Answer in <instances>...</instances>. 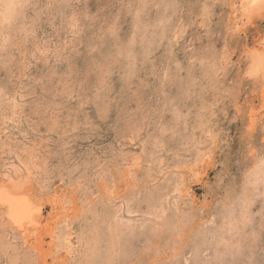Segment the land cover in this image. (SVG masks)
Returning <instances> with one entry per match:
<instances>
[{"label":"rangeland","instance_id":"1","mask_svg":"<svg viewBox=\"0 0 264 264\" xmlns=\"http://www.w3.org/2000/svg\"><path fill=\"white\" fill-rule=\"evenodd\" d=\"M36 1L37 0H34L33 5H29L28 11L26 10L27 12H25L29 31L27 30L26 33L24 32V34L20 33L21 35H17L12 42V46H9L7 54H4L3 58L0 55V60H4L3 62L5 63L7 62L4 66L3 62L0 61V81L1 83H5L4 86L7 88V92L9 91L8 94L10 96L12 94L16 96L18 101L20 100V105L16 110L12 109V107L9 109L10 106H8L10 111H8L5 124L0 123V128L2 129V131L0 129V144L4 141H11L10 144L16 147L19 140L25 145H32L33 147H30L31 149H34L36 146L40 151L43 149V156L44 159H46V163L43 166V171L46 170L44 174L46 180L44 182L50 180L53 190L58 188L62 189L64 187L69 190H78L80 192L78 193L77 191L79 194L78 196L81 197V201L85 199V202L87 199H93L95 197L93 205H97L99 209H101L100 205H103V201L107 204L105 207L111 208L112 210L115 209L112 208L114 203H117L115 204L117 206L122 204L123 206H121L122 208L120 211L121 216L123 214L124 218L129 217L136 220V223L144 220L145 217L148 218L147 221L155 219L153 216L155 213H153V215H146V204L142 202L144 193L136 192L138 191L137 187V190H135L136 188L134 189V187L128 186L129 183L127 184L126 181L124 182V180L121 181V179H119L118 181L116 180L118 184L117 189L121 195L120 197L123 198V202L121 200L113 201L109 199V196L104 191L105 189L101 187L102 185L99 186L104 178L110 179L116 174L118 171V169L115 168L117 162L119 163L117 164L118 167L124 166L125 162L126 164L129 162L124 161L121 155L133 157L135 154H141L140 152H142L143 147H145L147 154L144 160L147 159V161L143 165L144 168L142 170L144 173L141 172L142 176L140 181L145 178L144 174L146 175L148 172L151 173V170V175L156 180L157 178L155 177L158 175L157 166H152L150 170L147 168V162L151 159V152L153 150L154 152L155 150L158 152L157 156H161L160 158L166 157L164 161V164L166 163L165 168L168 169V174H171L175 170H179L176 169V163H179V161H186V163L192 165L198 148L202 150L206 146H211L215 151V160L213 164H210L211 168L207 170L208 176H206V179L204 178L202 182H197L195 177H191L190 185L193 188V192L199 198L198 204L194 205V207L201 205V202L207 199L211 203L210 208H212V211L218 212L217 208H220L221 201L223 200L222 198H224L225 194L229 191L227 189L228 186L231 188L233 187V191L237 192L241 189V185L245 184V178L250 175L248 171L252 167V162L250 163V161L253 160V156L250 153L254 152L257 153V155H264V130H262L261 126H258L255 132L249 130V107L251 104L257 106L260 103L259 91L257 92L255 86H252L253 84L251 83L249 84L246 78L242 79L238 77L239 72L238 69H236L238 68V66H236L238 62L244 64V58L241 59V56L243 55V47L245 44L248 43L250 47H252L253 39L256 38L259 33L264 34V32L261 31V28H264V18H254L253 24L242 27L243 29L247 28L248 38L246 41V39L239 36L237 33L233 35L231 26L227 24L229 23V5H223L225 2L223 3L222 0H176L179 4L177 8L173 7L171 9L173 13L177 12L172 17L173 21L171 25L177 28V31H179L178 33H180L177 45L173 42L172 44L174 47H168L167 45L171 46V43L161 40V36L158 33L160 31L158 29L159 25L155 24L156 28H152L153 25L150 24L151 22H148V28L146 30L143 29V32L142 29L139 30V34L141 33L140 40L134 47L137 59L130 62L131 66L123 61H120V63L117 61V63L114 64L109 63V65L107 62L111 59L108 57L104 59L105 55L103 52H108L109 47H111V44L114 42L112 41L113 36H111L110 27L115 25L114 28L117 29L116 33H119L121 38L124 37L121 40L123 44L127 42V38L131 36L130 28L134 25L132 24L131 12H127L130 9V0H60L59 3L53 2L52 0L50 1V5L48 0L47 2L46 0ZM205 5L209 6V9H206ZM212 5H214V7ZM36 9L37 12L35 11ZM209 11L211 12L209 13ZM86 15L88 16L86 17ZM177 15L181 19H179ZM67 16H69V18ZM114 16L118 21L116 18L114 19ZM149 18L151 19V16L146 19L149 21ZM79 19L90 23H85L80 30H77V28L74 27V21ZM21 21L22 20H18L14 26L17 28L22 27ZM225 25H227V27L229 26V28ZM19 30L20 29L17 30L18 33L20 32ZM83 30L85 32H82ZM229 31L230 34L227 33ZM147 32H151L153 35V37L150 35L149 40L147 36H149L150 33L148 34ZM106 35L109 37H106ZM172 35L173 34H170V36ZM142 36L144 37L142 38ZM151 37L153 40H151ZM102 40L106 41V44ZM107 41L110 43L107 44ZM193 41H195V44ZM149 43L151 44L149 49L152 47L150 50L148 49L150 54L148 52L147 55H143L141 50L145 49V47H140V44L146 46ZM225 44L229 47V52L232 53L231 56V53L229 54L230 58L233 59V62L228 65L227 72L220 73V71L217 78L212 76L215 78L214 81L209 75L203 73L204 76L201 75V63L197 60L194 62L197 79L195 82L193 81L194 84L189 85L190 88H188L187 78H189V76L187 71L190 70L192 72V65H189L187 58L192 55V52L195 54V52L201 50L205 52L208 51L209 48H213L215 54H217L216 56H221L222 62L224 57L228 55L224 52ZM192 45L194 47H192ZM46 46L47 48L49 47V49L46 51L47 54L44 55L43 53ZM93 47H95L96 50ZM169 49L172 50L173 54L166 53ZM96 55L97 57H95ZM105 60H107V62ZM223 62L222 65L224 64ZM130 69H132V73L134 72V76L131 74L132 78L128 75L129 71H126ZM129 79L131 81H129ZM75 85L78 91H76V93L73 94L74 97L71 98V95L66 94L64 89L69 86L74 87ZM185 87L187 89H185ZM252 100L254 103H252ZM149 104L152 106L150 107ZM166 104L168 106H166ZM4 106L7 107L6 104H4ZM154 106L157 107L155 108ZM164 110L166 111L164 112ZM163 114L165 116H163ZM159 117L163 119L160 122ZM57 118H59L58 122ZM209 127H211L210 130ZM163 128L165 130L164 135H162L164 140L162 141L165 145L164 148L158 143L159 141L156 142L154 137L157 135L156 133H159ZM4 129L7 131L5 132ZM206 129L213 131L212 133H214V135H218L216 143L212 144L209 138L210 134H208ZM133 137L136 141L132 140ZM14 147L8 146L6 149L9 150V148H13V150H15ZM4 157L6 158V156ZM5 158H3V160ZM174 158L178 160L175 161ZM114 161L116 164L113 163ZM107 167L109 168L107 169ZM110 167H113V170H111ZM102 171L106 172V177L101 180L99 174ZM155 174L157 175L155 176ZM185 174L189 176L190 172L188 173V171H186ZM84 181L86 182L84 183ZM78 185L82 187V189ZM86 185L87 187H83ZM140 186H142V184ZM131 188H133L134 191ZM97 189H101V192ZM90 193L96 196L94 195L91 197ZM134 193L136 194L135 198ZM205 197L207 198L205 199ZM104 198H106V200ZM132 198L134 199L132 200ZM135 200L137 201L135 202ZM263 206L264 202L262 198H259V200L257 199V205L253 207L255 209L254 214H256L254 215V222L258 236L252 234L253 232H251L252 230L250 231V229L247 231L249 235L247 234L248 237L245 245L247 243L249 244L245 246L248 249L244 250L249 251L246 253H254V255L252 254L253 258L252 260L243 258V260L239 261L240 264H254V261L255 264H260L261 261H264V224H262L263 220L261 214L258 212V210H262L261 207ZM132 207L136 209L139 208L140 210L137 211L139 213L143 212L140 214L136 212L129 216ZM181 207H183V205ZM184 208V211H186L188 206H184ZM262 211L264 212V207ZM44 212L45 215H47L50 212V207L46 206ZM208 216V212L204 214V217ZM89 218L88 214H80L79 219L74 224L77 232L81 231L80 229L82 228L84 229ZM4 219H6V224H0V235L3 232L7 235L9 231L12 236H15V232L9 227L11 224L9 223V216H5ZM220 219V217H217V224L221 222ZM153 222L159 223L158 220ZM0 223H2V221H0ZM152 224L153 223H148L147 227L150 229ZM260 225L262 227H260ZM10 229L12 231H10ZM136 232L135 235L133 233V239L131 237L133 241L129 239V241L126 242L132 248V258H130V260L138 261L139 259V264H175L176 258L171 256V252L169 251L170 246L166 244L170 237L168 233L167 237L164 236L165 238L163 237L159 240L157 236L155 238L152 237L150 231H147V233L140 230ZM143 232L146 235H144ZM147 236L148 238L150 236L154 238L153 241L151 240L154 244H159L160 242L164 243L156 245L158 248L157 250L154 249L156 251H154V255L156 256L154 258L155 260L153 259L154 261L150 260V257H148L149 254L146 252V243L144 242ZM10 240L13 241L12 239ZM255 244L258 247L255 246ZM249 249L252 250L250 251ZM19 252H21L22 255L27 253L24 249L19 250ZM208 253L210 254V252ZM208 253L206 255H209ZM180 254L182 255L183 253ZM22 255L21 260L23 261L25 257ZM137 255L139 256L137 257ZM166 258H169V260ZM181 258L182 257H180V259ZM228 259L231 260V258ZM146 260L148 262H146ZM0 263L9 264L10 262L7 260L6 256H4L2 259L0 258ZM136 264L138 263L136 262Z\"/></svg>","mask_w":264,"mask_h":264},{"label":"bare ground","instance_id":"2","mask_svg":"<svg viewBox=\"0 0 264 264\" xmlns=\"http://www.w3.org/2000/svg\"><path fill=\"white\" fill-rule=\"evenodd\" d=\"M50 1H52V0H48L49 5H50ZM59 1L60 0H57V1L53 0V2H58V3H59ZM130 1H131L130 2L131 3L130 4L131 10L129 9L127 12H129V11L131 12L130 14H131V19H132V24L134 25V26H132V28H130L131 34L130 33L129 34L131 36L128 37L127 42L124 41L125 43L123 44V43H121V40L124 37L121 38V35L119 33H116L117 29L114 28L115 25L113 27H110L111 34H112L111 36H113L112 41H114V42H113V44H111V47H109L108 52H103V50H102V52L105 55L104 59L106 57L111 59L109 62H107V60H105L108 64L109 63L114 64V63H117V61H118V63H120V61H123L127 65L131 66L130 62H133L134 59L135 60L137 59L136 58L137 54H136V52H134L135 51L134 47H135V44L140 40L139 38H140L141 33L139 34V30L142 29V32L144 30H146L148 28V24H147L148 22H151L150 24L153 25L152 28L155 27V24L159 25L158 29L160 31L158 33L161 36V40L169 41L171 43V46L167 45L168 47H170V48L174 47V45L172 44L173 42H175L174 44H176V45L178 43V40H179L178 36L180 33H178L179 31H177V28H174L171 25V23L173 21L172 17L175 15V13H177V12L173 13V11H171V9L173 7L177 8V5L179 4V3H177L176 0H130ZM222 1H223V3L225 2L223 5H226V4L229 5V9H230L229 19H228L229 23H227V24H229V26H231V28L233 30L232 31L233 35H235L234 33H237L239 36H242L247 41V38H248L247 28L243 29L242 27L243 26L245 27L248 24H253L254 18H259V17L264 18V3L258 2L256 4V6L253 8L252 7L253 0H222ZM33 2H34V0H28V5H27L26 10L29 9L28 8L29 5H33ZM46 2H47V0H46ZM211 3H213V2H211ZM37 6H38V4H37ZM212 6L214 7V5H212ZM205 7H206V9H209V6L205 5ZM26 10H25V12L28 11V10L27 11ZM35 11L37 12V9ZM25 12L22 15V17L19 19V20H22L21 21L22 27L17 28L16 26H14L15 28L13 27V29L9 32V34H8L9 35V42L6 45V47L2 51H0V55L2 56V58L4 57V54H7L9 46H12V42L14 41V38L17 35H19L20 33H22V34H24V32L26 33V31L29 29L28 25H27L28 22L26 21L27 15ZM210 12L211 11H209V13ZM83 14H84V12H83ZM83 14H82V16H83ZM204 15H206V14H204ZM87 16L88 15H86V17ZM150 16H151V19L149 18V21H148L146 18H148ZM67 17L69 18V16H67ZM115 18L116 17L114 16V19ZM178 18L181 19L179 16H178ZM81 19H79L80 22L82 21ZM79 20L74 21L75 22L74 27H76L77 30L78 29L80 30V28L83 27V25H85V23L87 24V22H88V21L87 22L82 21L80 23ZM83 20H85V19H83ZM116 20H117V18H116ZM176 20H177V18H176ZM93 21H94V19H93ZM182 21H184V20H182ZM225 22H227V21H225ZM88 23H90V22H88ZM29 24H30V22H29ZM225 26L227 27V25H225ZM229 26L227 28H229ZM180 27H182V26H180ZM18 29H20L19 33L17 32ZM130 29H129V31H130ZM256 31H257V29H256ZM82 32H85V31L83 30ZM186 32H184V33H186ZM147 33L148 34L150 33L149 36H147V39L149 40L150 35H152V33L151 32H147ZM169 33L173 34V35L170 36ZM184 33H183V35H184ZM227 33L230 34V31ZM229 34H227V35H229ZM96 37H97V35H96ZM106 37H109V36L106 35ZM143 37L144 36H142V38ZM152 37H153V35H152ZM262 39H264V34L259 33V35L253 39V41H252L253 46L252 47H250V45L248 43H246L245 46L243 47V55L241 56V59L244 58V64L241 62H238V64L236 65V66H238V68H236V69H238V72H239L238 77H241L242 79L246 78L247 81H249V84L250 83L253 84L252 86H255V90L257 92L259 91L260 103L258 102L259 104L257 106H254L251 104L249 107L250 110L248 112L249 113V130L251 132H253V131L255 132V130L258 126H261L262 130H264V42H262ZM104 40H102V41L105 42V44H106V41H104ZM151 40H153V38ZM84 41H86V40H84ZM143 41H145V40H143ZM103 42H102V44H103ZM194 42L195 41H193V43ZM108 43H110V42L107 41V44ZM98 44H100V43H98ZM151 44H152V42H151ZM151 44L149 43L146 46L140 44V47H143V48L145 47V49L141 50L143 55H147L148 52L150 54L149 50L152 47L150 49H149V47L151 46ZM226 46H225V49L224 48L223 49L225 50L224 52H226L228 55L225 56L226 59L224 57V60H223L224 62L222 61L224 63L223 65L221 62V56L220 57L216 56L217 54H215V50L213 48H209V50L205 51V52L204 51L202 52V50L201 51L197 50L198 52H195V54L192 52V55H190L187 58L189 65H192V69H191L192 72L190 70L187 71L188 76H189V78H187L188 79V82H187L188 88H190L189 85H193L195 80L197 79L196 72H195L196 70L194 69V62L197 60L200 61V63H201V70H200L201 75L205 74V75H209L211 77L214 76L217 78L220 71H221L220 73L227 72L228 65L231 64V62H233V59L230 58L232 53L229 52L230 51L229 47L228 46L226 47ZM192 47H194V46L192 45ZM93 48H95V47H93ZM97 48H98V45H97ZM48 49H49V47L47 48V46H46V49L44 50V53H43L44 55L47 54L46 51ZM196 49H197V47H196ZM95 50H96V48H95ZM191 50H193V49H191ZM166 53L167 54H173L171 49L167 50ZM229 54H230V56H229ZM95 57H97V55ZM90 59H91V57H90ZM3 61H1V62H3ZM1 62H0V64H1ZM4 63L5 62H3V65L5 66L7 62L5 64ZM68 67H66V68H68ZM126 67H123V68H126ZM188 67H190V66H188ZM186 69H189V68H186ZM126 71H129L128 75L130 78H132V76H134V74H133L134 72L132 73V69L126 70ZM167 72H168V69H167ZM4 73H7V72H4ZM249 73H251V75ZM131 74H132V76H131ZM178 80H179V78H178ZM212 80L215 81V78H213ZM129 81H131V80L129 79ZM0 83H1V81H0ZM2 83L5 84L4 82H2ZM170 83H167V84H170ZM51 84H52V82H51ZM74 87L69 86L65 89L63 88L65 90L66 94L71 95V98L74 97L73 94L76 93V91H78L76 85ZM185 89H187V88L185 87ZM154 91H156V90H154ZM8 92H7V88L5 87V91L2 94H0V123H2V124H5L6 117L8 116V111H10L9 109L12 107V109L16 110V108H18L20 105L19 104L20 100L18 101L16 96H14L12 94L10 96L8 94ZM222 97H223V95H222ZM103 99H104V97H103ZM105 99H107V98H105ZM219 103H220V101H219ZM252 103H254L253 100H252ZM4 104H6L7 107H5ZM235 105H237V104H235ZM8 106H10L9 109H8ZM149 106H150V104H149ZM166 106H168V105L166 104ZM245 106H244V109H245ZM18 110H21V109H18ZM237 110H239V109H237ZM154 111H156V110H154ZM160 111H158V112H160ZM165 111L166 110H164V112ZM161 112H163V111H161ZM34 113H35V111H34ZM23 114H25V113H23ZM155 115H158V114H155ZM163 116H165V115L163 114ZM212 116H214V115H212ZM57 117H59V116H57ZM58 119L59 118H57V122H58ZM155 119H156V117H155ZM161 120H163L162 117L159 119V122ZM149 122H150V120H149ZM154 124H156V123H154ZM18 128H20V127H18ZM210 128L211 127H209V130H210ZM209 130H207V132H208V134H210L209 138L211 139L212 144L216 143L218 140V135H214V133H212L213 131H209ZM1 131H2V129H1ZM4 131H5V129H4ZM164 133H165V130L163 128L159 131V133H156L157 135L154 136L156 142L159 141L158 143H160L161 147L163 146V148L165 147V145L163 143L164 140L162 138L163 137L162 135H164ZM134 137H133V139L131 138L133 141L135 140ZM13 140H15V139H13ZM155 140H154V142H155ZM10 142L4 141V142H1V144H0V146H1L0 147V221H2V223H0V224L1 225L6 224L5 223L6 219H4V218H5V216L8 215L9 216V223H11L9 227H11L16 234L15 236H12L8 231L7 235H5V232H3L0 235V253H1L0 258L2 259L4 256H6L7 260H9V262H10L9 264H136V262L139 264L140 263V262H138L139 259H138V261L137 260L136 261L130 260V258H132V256H131L132 255L131 254L132 248L130 245H128L126 243L129 241V239L131 240V237L133 239V236L137 233L136 231H139V230L144 231L146 233H147V231H150L151 236L154 238L157 236V237H159V240L162 239L164 236L167 237V235L169 234L170 237L168 236L169 238H168V242L166 244L168 246H170L169 251L171 252V256L173 258H176L175 264H240L239 261L243 260V258H247L249 260H252V258H253L252 254L254 255V253H246L248 250H244V249H248L247 247H245L247 244H249V243H247L245 245V243L247 242L246 241L247 237H248L247 236L248 229H250V231L252 230L251 231V232H253L252 234L257 235V232H256L257 229L255 227V222H254V215H256V214H254L255 209L253 207H254V205H257V199L259 200V198H262V200L264 202V184H256L252 178L258 171H260L261 169H264V155L263 156H261L260 154L257 155V153H254V152L250 153L253 156V160L250 161V163L252 162L251 163L252 167L248 171V174H250V175L249 176L246 175L247 177L245 178L246 179L245 184L241 185V189L239 191H237V192L233 191L234 190L233 187L231 188L230 186H228L227 189L229 191L225 194V197L222 198L223 200L221 201L220 208H217L218 212L212 211V208H210L211 203L206 199L207 197H205L206 201L204 200L203 202H201V205L196 206L197 208L194 207V205L198 204L199 198L193 192V188L190 185L191 177H195L197 182H202L203 179L206 176H208L207 170L209 168H211L210 164H213V161L215 160V151L211 146H206L202 150L200 148H198V151L196 149L197 153H196V157L194 159V162L192 161L193 162L192 165L190 163H186V161L185 162L179 161V163H176V165H175L176 169H179V170H175L171 174H168V171H167L168 169L165 168L166 163L164 164V161H165L166 157L160 158L161 156H157L158 152L155 150V152H156V154H155V152L153 150L151 152L152 153L151 159L147 162L148 163L147 168H149V170H150L152 168V166H155V165L157 166L158 175L155 174V176L157 175V177H155V178H157L156 179L157 181L151 175L152 170H151V173L147 171L148 173L146 175L144 174L145 178L143 177L144 179L141 180L142 182L140 181L141 176H142L141 172L144 173V171L142 170L144 168L143 165L147 161V159L144 160V157H146V154H147L145 147H143L142 152H140L141 154H139V153L137 155L133 154L134 155L133 157L130 155H129L130 157L121 155V157L123 158L124 161H129V162L127 164L125 162L124 166L118 167L117 164H119V163L116 161L117 162V164H116L114 161L113 163L116 164L115 168L118 169V171L110 179L104 178V177H106L105 171H102L100 174L97 173L100 175L99 177L101 178V180L104 178L103 181H101L100 184L98 182V184H99V186L102 185L101 187H103V189H105L104 191L109 196V199H112L113 201L114 200H121L123 202V200H122L123 198L120 197L121 195L119 194V191L117 189L118 184H117L116 180L118 181L119 179H121V181L124 180V182L126 181L127 184L129 183L128 186H132V187H134V189L137 187L138 191H136V192L142 193V194L144 193L143 198H142V202L144 204H146V215L147 214L153 215V213H155V215H153L155 219L151 220V221H147L148 218H146L144 216L145 217L144 220L136 223L137 222L136 220H133L129 217L124 218L123 214L121 216L120 211L122 208L121 206H123L122 204L117 206V205H115L117 203H114V206H112V208H115V209L112 210L111 208H106L105 206H107V204L105 201H103L102 202L103 205H100L101 209H99V207L97 205H95V206L93 205V203L95 202L94 201L95 197L93 199H91V198L87 199V201L85 202V199L83 201H81V197L78 196L79 195L78 193H80L78 190H77L78 193H77V191L69 190L66 187H64L62 189L58 188V189L53 190V186L51 185L50 180H48L47 182H44L46 180V177L44 176L46 170L43 171L44 170L43 166L46 163V159H44V156H43L44 155L43 149L40 151L39 149H37V146L36 147L34 146L35 148L31 149L30 147H33L32 145H30V146L27 144L25 145L22 142H20L19 140L16 144V147H14V145L13 144L11 145ZM149 145H150V143H149ZM8 146H11V147L13 146L15 150H13V148H9V150H7L6 148ZM179 150H177V151H179ZM160 152H163V151H160ZM126 154H128V153H126ZM4 156H6V158ZM3 158H5V159L3 160ZM156 158H160V159H156ZM174 160L176 161L178 159L174 158ZM179 160H180V158H179ZM181 160H182V158H181ZM170 163H172V162H170ZM112 166H113V164H112ZM108 168L109 167H107V169ZM169 168H171V167H169ZM110 169L113 170V167L112 168L110 167ZM169 170H171V169H169ZM186 171H188V173L190 172L189 176L187 174H185ZM145 172H146V170H145ZM95 177H97V176H95ZM85 182L86 181H84V183ZM141 184H142V186H140ZM207 184H206V186H207ZM75 185H77V184H75ZM83 187H87V185L83 186ZM80 188L82 189V187H80ZM137 188L135 190H137ZM40 189H41V191H40ZM131 189L134 191L133 188H131ZM100 190L101 189H99L98 191H100ZM93 191H95V190H93ZM100 192H98V193H100ZM94 195L92 193L91 197ZM130 195H131V193H130ZM135 195L136 194L134 193V198H135ZM138 196H139V194H138ZM100 197L103 198L102 196H100ZM127 198H125V199H127ZM134 198H132V200ZM104 199L106 200V198H104ZM136 201L137 200H135V202ZM139 203H140V200H139ZM111 204H112V202H111ZM181 204L183 205V207H181L182 206ZM46 206L50 207V212L47 215H45V212H44V209ZM140 206H141V204H140ZM184 206H188L186 211H184L185 210ZM263 207H261L262 210H263ZM244 209H246V216H247L246 220L242 218V213H243ZM138 210H140V209L139 208L136 209V208L132 207L130 212H129L130 213L129 216H131L132 214H135ZM262 210H258V212L261 214V217L263 220L262 224H264V212ZM144 211H145V209H144ZM142 212H140V213H142ZM207 212H208L209 216L204 217V214ZM81 213H84L86 215L88 214V217H90V218H89L88 222H86V220H85L86 225L83 222L85 225L84 229L82 228V229H80L81 231L77 232L75 229L76 227H74V224L79 219ZM137 213H139V212H137ZM259 213H257V214H259ZM217 217L221 218L220 219L221 222L219 221L220 222L219 224H217ZM157 220L159 221V223L153 222V221H157ZM3 221H4V223H3ZM78 223H79V221H78ZM148 223H153L151 225L150 229L147 227ZM260 227H262V226L260 225ZM10 231H12V230L10 229ZM254 231H255V233H254ZM144 232H143V234H144ZM133 233H134V235H133ZM144 235H146V234H144ZM151 236L149 238L147 236L145 238L146 241L144 243H146V252L149 254L148 257H150V260H153L156 257L154 255L155 254L154 249L157 250L158 247L156 245L158 243L157 244L152 243L154 238H152ZM9 238L12 239L13 241H11ZM135 238H136V236H135ZM137 239H138V237H137ZM131 241H133V240H131ZM155 242H156V240H155ZM157 242H159V241H157ZM163 242H165V241H163ZM254 242H256V241H254ZM161 243L162 242H160L159 244H161ZM258 243H259V241H258ZM162 244H164V243H162ZM255 246H257V245L255 244ZM136 247H137V245H136ZM22 249L26 250L27 253L22 255V253L19 252V250H22ZM249 250L251 251L252 249H249ZM255 251H257V250H255ZM170 252H168V253H170ZM208 252H210V254ZM180 253H183V254L181 255ZM207 253L209 255H206ZM244 253H245V255H244ZM21 255L25 257L23 261L21 260L22 259ZM145 255H146V253H145ZM138 256L139 255H137V257ZM180 257H182V258L180 259ZM228 258H231V260H229ZM135 259H137V258H135ZM166 259L169 260V258H166ZM146 262H148V261L146 260ZM148 264H150V263H148ZM167 264H169V263H167Z\"/></svg>","mask_w":264,"mask_h":264},{"label":"clouds","instance_id":"3","mask_svg":"<svg viewBox=\"0 0 264 264\" xmlns=\"http://www.w3.org/2000/svg\"><path fill=\"white\" fill-rule=\"evenodd\" d=\"M28 5V0H0V51L9 42V32L15 23L22 17ZM256 184H264V169L253 176ZM242 218L247 219L246 209L243 210Z\"/></svg>","mask_w":264,"mask_h":264},{"label":"snow or ice","instance_id":"4","mask_svg":"<svg viewBox=\"0 0 264 264\" xmlns=\"http://www.w3.org/2000/svg\"><path fill=\"white\" fill-rule=\"evenodd\" d=\"M258 2L264 3V0H253L252 7L254 8ZM261 31L264 32V28H261ZM262 42H264V39H262ZM249 74L251 75V73ZM4 91H5V86L3 83H0V94H2ZM260 264H264V261H261Z\"/></svg>","mask_w":264,"mask_h":264}]
</instances>
